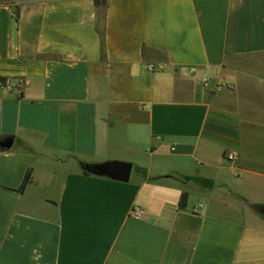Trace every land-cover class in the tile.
<instances>
[{"label":"crops","instance_id":"crops-1","mask_svg":"<svg viewBox=\"0 0 264 264\" xmlns=\"http://www.w3.org/2000/svg\"><path fill=\"white\" fill-rule=\"evenodd\" d=\"M106 1L0 0V264H264V0Z\"/></svg>","mask_w":264,"mask_h":264},{"label":"water","instance_id":"water-1","mask_svg":"<svg viewBox=\"0 0 264 264\" xmlns=\"http://www.w3.org/2000/svg\"><path fill=\"white\" fill-rule=\"evenodd\" d=\"M12 144V137L0 140V148H11ZM88 169L95 174L107 175L117 180L128 181L131 175L132 165L126 162L113 161L98 164L94 167H89Z\"/></svg>","mask_w":264,"mask_h":264},{"label":"trees","instance_id":"trees-1","mask_svg":"<svg viewBox=\"0 0 264 264\" xmlns=\"http://www.w3.org/2000/svg\"><path fill=\"white\" fill-rule=\"evenodd\" d=\"M95 3H96L97 5H103V4H106L107 1H106V0H95ZM30 178H31V172L28 171V172L26 173V175H25V178H24V181H23L22 188H24V187L27 185V183L30 181ZM186 203H187V195L184 194V195L182 196L181 201H180V207H185V206H186Z\"/></svg>","mask_w":264,"mask_h":264},{"label":"built area","instance_id":"built-area-1","mask_svg":"<svg viewBox=\"0 0 264 264\" xmlns=\"http://www.w3.org/2000/svg\"><path fill=\"white\" fill-rule=\"evenodd\" d=\"M149 68H150V69H154V65L150 64V65H149ZM231 157H233V156H231Z\"/></svg>","mask_w":264,"mask_h":264}]
</instances>
